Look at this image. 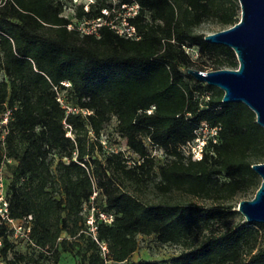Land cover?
I'll return each instance as SVG.
<instances>
[{
    "label": "trees",
    "instance_id": "obj_1",
    "mask_svg": "<svg viewBox=\"0 0 264 264\" xmlns=\"http://www.w3.org/2000/svg\"><path fill=\"white\" fill-rule=\"evenodd\" d=\"M119 1L118 7L132 2ZM136 1L141 10L131 22L139 41L107 26L100 38L68 30L60 0H0V71L7 77L0 81V124L12 112L0 165L10 218L32 216L28 241L39 251L38 259H9L15 231L0 217V264H59L61 251L78 264L127 263L139 235L185 250L164 263L128 264H264V224L220 227L239 214L231 201L248 193L253 199L261 186L253 166L264 163V128L245 104L223 103L222 90L186 72L195 64L186 47L215 58L216 70L239 67L231 48L195 31L207 20L221 30L239 23V0ZM112 6L96 0L89 12L78 7L77 17L96 19ZM55 88L65 106L80 112L68 113ZM113 119L127 151L102 140ZM203 121L220 128L218 143L192 161L181 147ZM153 147L162 153L154 155ZM157 163L160 195L178 191L213 205L143 199L138 188ZM95 193L96 208L114 217L98 223L96 239L84 210Z\"/></svg>",
    "mask_w": 264,
    "mask_h": 264
},
{
    "label": "water",
    "instance_id": "obj_2",
    "mask_svg": "<svg viewBox=\"0 0 264 264\" xmlns=\"http://www.w3.org/2000/svg\"><path fill=\"white\" fill-rule=\"evenodd\" d=\"M239 23L220 32L206 35L212 44L231 48L237 57V69L202 72L189 68L187 73L201 83L224 92L223 103H243L264 128V0H239ZM262 183L251 200L239 203L237 211L248 223L264 224V163L253 166Z\"/></svg>",
    "mask_w": 264,
    "mask_h": 264
},
{
    "label": "built area",
    "instance_id": "obj_3",
    "mask_svg": "<svg viewBox=\"0 0 264 264\" xmlns=\"http://www.w3.org/2000/svg\"><path fill=\"white\" fill-rule=\"evenodd\" d=\"M64 5L63 16L70 19L68 24V30H77L82 35H92L100 38V31L104 26L109 27L118 36L124 37L133 41H139L142 39L141 31L131 22L136 18L141 10L140 4L136 0H131V3L120 4L119 0H112L113 6L110 9H103L102 16L96 19H78L77 9L82 6L85 12L91 10L92 5L96 0H60ZM62 85L67 88L70 87L69 82H63ZM58 92V101L68 110V113H79V109L69 108L65 106L63 96L59 93L58 88H55ZM153 107L148 111L152 113ZM84 114H90V112L83 111ZM12 117V112L7 110L0 124V140L5 141V136L8 133V124ZM219 127H211L209 123L203 121L195 131V138L189 141L187 144L181 147L184 155L190 158L192 161H201L204 157L206 147L210 144H217L219 137ZM161 150L157 147H153V154L160 155ZM6 182L5 172L3 165H0V217L2 221L8 223L13 228L15 233H23L24 237L28 240L31 232L32 216L25 218L22 221H15L10 218L9 215V203L6 197ZM96 193L92 197V201L89 205L84 206V210L87 213L86 226L89 233L96 239V232L98 229V223L104 222L111 224L114 221L112 214H107L99 211L93 203ZM2 241L0 240V247ZM103 251H107L105 244L102 245Z\"/></svg>",
    "mask_w": 264,
    "mask_h": 264
},
{
    "label": "rangeland",
    "instance_id": "obj_4",
    "mask_svg": "<svg viewBox=\"0 0 264 264\" xmlns=\"http://www.w3.org/2000/svg\"><path fill=\"white\" fill-rule=\"evenodd\" d=\"M222 27L213 22L211 20H207L202 23L199 27L196 28L197 33H203L205 35L214 34L222 31ZM186 53L189 55L191 60L195 63L194 69L200 70L201 68L204 70L202 72H209L216 70L215 58L209 57H201L199 53V49L197 47H186ZM7 80V77L4 72L0 71V81ZM199 82V81H198ZM201 83V82H200ZM206 84V83H204ZM117 120L113 119L110 126H108L103 132L102 140L107 143L111 150L119 151L122 149L123 151H127L126 141L119 136L116 131ZM69 136V135H68ZM127 155H130L129 152H126ZM134 157V156H131ZM160 164L157 163L154 165V170L151 171V174L144 175L143 183L138 188L139 193L142 198L146 201L158 204L162 201H169L172 203H183V204H195L201 205L204 207H210L213 205L212 201L189 196L183 194L182 192H172L167 196H162L156 190V184L159 183V178L156 173L158 171V166ZM149 169L147 167L146 171ZM261 178V177H260ZM262 180V179H261ZM253 197L252 193H248L245 196L238 195L231 201V205L238 209V205L243 200H251ZM244 216L239 213L232 217H230L226 223L222 224L220 227L231 228L243 225L245 222ZM9 239L13 245L12 251L9 254V259H14L16 255L26 256L27 259H38L39 251L31 245V243L24 237L23 233H9ZM138 239V250L135 254L130 258L129 262H140V261H158V262H168L172 258L180 255L184 250L185 246L183 244H162L158 241L155 236H144L139 235ZM261 244H264V230L261 231ZM127 263H115L109 262L107 264H128ZM46 259H40L37 264H47ZM59 264H78V261L72 255L61 251V258Z\"/></svg>",
    "mask_w": 264,
    "mask_h": 264
}]
</instances>
